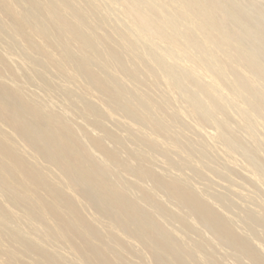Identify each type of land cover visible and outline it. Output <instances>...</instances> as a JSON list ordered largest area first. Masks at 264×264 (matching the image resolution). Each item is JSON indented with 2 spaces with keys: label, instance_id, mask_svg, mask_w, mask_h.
Returning <instances> with one entry per match:
<instances>
[{
  "label": "bare ground",
  "instance_id": "1",
  "mask_svg": "<svg viewBox=\"0 0 264 264\" xmlns=\"http://www.w3.org/2000/svg\"><path fill=\"white\" fill-rule=\"evenodd\" d=\"M248 192L264 0H0V264H264Z\"/></svg>",
  "mask_w": 264,
  "mask_h": 264
},
{
  "label": "rangeland",
  "instance_id": "2",
  "mask_svg": "<svg viewBox=\"0 0 264 264\" xmlns=\"http://www.w3.org/2000/svg\"><path fill=\"white\" fill-rule=\"evenodd\" d=\"M262 6H263V5H262ZM1 51H2V50H1ZM28 87H29V86H28ZM29 88H30V89H33V90L36 89L35 87H29ZM53 96L56 97L57 95L51 94V95H49L48 99H49V100H52V101H54V102H56V101H55V98H54ZM56 98H57V97H56ZM56 100H57V99H56ZM192 137H193V136H192ZM120 154H121V153H120ZM122 155H123V156H122ZM121 156H122V157H125L124 154H121ZM219 164H220V163H219ZM157 165H158V166H157V167L155 166V168H156V169H157V168L159 169L160 165H159L158 163H157ZM219 166H220V165H219ZM207 172H209V171L207 170ZM207 172H206V170H204V174H205L206 176H207V174H211V175H210V179H211V178H212V179L214 178V181H213L212 179H211V181H212V182H215V181H216L215 183H216L217 185H219V183H220L219 181H221V182L223 181V180H219V176H218L217 174L213 175L212 172H211V173H210V172L207 173ZM206 173H207V174H206ZM213 176H214V177H213ZM208 177H209V176H208ZM216 178H218V179L216 180ZM232 178H233L235 181H239V183H240V181H241V183H242V180L239 178V175H235V176H233ZM210 179H209V180H210ZM220 179H221V178H220ZM238 179H239V180H238ZM191 181H192V183H193V182L195 181V178H192ZM217 181H218V183H217ZM196 182H197V180H196ZM198 183H199V182H198ZM222 183H223L224 185H228V184H227L226 182H224V181H223ZM243 183H244V182H243ZM194 184H196V183L194 182ZM216 184H214L215 187L212 186L213 191L218 190V192H219V191L222 192V191L224 190V191H225L224 193H227L225 189L219 188V186L223 187V185L220 184L219 186H217ZM231 184H233V183H231ZM196 185H197L198 188H201V185H199V186H198V184H196ZM244 186H246V187H244ZM244 186H243V188H247L246 190L244 189L245 191H250V192L252 191V190H251L252 188L249 187L247 184H244ZM235 187H236V186H235ZM241 187H242V186H241ZM241 187H238V186H237L236 188H237V189H239V188L241 189ZM216 188H218V189H216ZM248 188H249V189H248ZM219 189H220V190H219ZM250 192H248V193H250ZM257 193H258V192H257ZM250 195H252V197H253V200L251 201L252 204H250L251 202L248 203V201H247V203H246V201H245V204H247V205L250 204L248 207H251V206H252L251 208L254 207V209H258V208L260 207V210H263L264 208H261V206L264 207V198H263V197H264V193H263V192L258 193V194L250 193ZM256 195H257V197H256ZM259 195H263V196H260V197H259ZM254 196H255V197H254ZM161 197H162L163 201H165V202H167V203H170V201H169L168 197H166V195L161 194ZM229 197H230V196H229ZM233 197H234V198H233ZM258 197H259V199H258ZM256 198L258 199L259 204H258V201H257ZM260 198H261V199H260ZM165 199H166V200H165ZM230 199H231L232 201H234V202H235V201H236V202L239 201V203L242 202V200L238 199L237 197H235V196H233V195H231ZM237 203H238V202H237ZM243 203H244V201H243ZM253 203H254V204H253ZM245 204H243V205H245ZM256 204H257V205H256ZM255 205H256L257 208L255 207ZM245 206H246V205H245ZM258 206H259V207H258ZM232 211H233V213L236 212V214H237V210H236V209H235V210H232ZM234 211H235V212H234ZM233 213H231V216H233ZM236 214H234L235 217L233 216L235 219L237 218V217H236ZM239 224H240V223H238V226H241V225H242V224H240V225H239ZM242 226H243V225H242ZM260 240H261V241H260ZM257 241H258L259 243H263L262 241H264V239H263V238H259V239H257ZM257 241H256V242H257ZM225 251H226V250H225ZM222 252H223L224 254L226 253V252H224L223 250H222ZM226 258H228V256H227ZM226 258H225V259H226ZM229 259H230V258H228V260H227L226 262H228V261H230V260L232 261V259H230V260H229ZM231 261L229 262V264H234L233 261H232V263H231Z\"/></svg>",
  "mask_w": 264,
  "mask_h": 264
}]
</instances>
